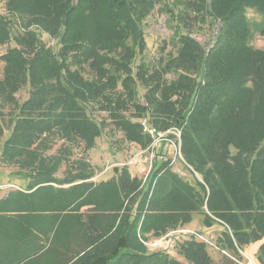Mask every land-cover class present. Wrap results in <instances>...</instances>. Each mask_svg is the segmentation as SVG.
I'll use <instances>...</instances> for the list:
<instances>
[{"label":"trees","instance_id":"1","mask_svg":"<svg viewBox=\"0 0 264 264\" xmlns=\"http://www.w3.org/2000/svg\"><path fill=\"white\" fill-rule=\"evenodd\" d=\"M22 3L42 13L32 21L55 38L56 52L36 33L13 34L14 18L0 16V45L15 43L0 56V118L12 113L0 162L26 174L24 187L0 199V264H212L206 243L194 238L177 250L184 261L140 252L145 233L188 224L194 214L204 227L220 228L217 248L241 259L245 246L264 237V50L250 45L246 15L249 8L260 17L256 31L264 36V0H184L182 11L170 0L6 5ZM160 4L174 24L162 47L175 55L133 67L146 50L142 22ZM201 24L214 28L210 45L191 36ZM25 87L19 103L14 96ZM94 108L141 150L159 133L179 132L184 162L201 181L193 186L160 161L142 187L125 166L91 182L84 159L57 178L71 153L46 151L55 140L92 149L105 125L89 116ZM258 261L264 264V243Z\"/></svg>","mask_w":264,"mask_h":264},{"label":"rangeland","instance_id":"2","mask_svg":"<svg viewBox=\"0 0 264 264\" xmlns=\"http://www.w3.org/2000/svg\"><path fill=\"white\" fill-rule=\"evenodd\" d=\"M7 1L8 0H0V16L6 19L14 18L10 25L13 34L36 33L39 36V42L56 52L55 38L50 36L49 33L42 29L37 23L32 21L35 18H42L43 16L42 13L37 11V6L34 4L31 6L29 3H22L16 8H11L9 10L6 5ZM170 1L174 2V10H183L184 0ZM246 12L247 18L251 23L250 45L255 49L264 50V36H260L256 31L258 23L260 22V17L252 9L248 8ZM173 25V23L168 21V15L162 10V5H157L150 15L142 22L146 50L141 57H136L133 67L138 64L139 59L156 65L160 60L167 59L169 55H175L170 45L166 48L162 47V42H168L169 38H171ZM194 28L191 36L198 39L201 44L205 43V45H210L213 41V37H216V35L214 36V28L207 24H201L198 28L197 26ZM181 31L184 30L181 29ZM12 47H15L13 41L0 45V56ZM2 71L3 62L0 60V79L2 78ZM83 76L84 78H88V74L86 73H84ZM165 78L170 80L172 76L167 75ZM14 97L19 103H22L28 97V88H22ZM138 100L140 103H143L140 94ZM8 111L5 110L3 113L4 115L0 118V124L3 130V134H0V146L8 136L11 127L10 118L12 113H8ZM11 111L14 113L13 109ZM132 112V110H129L125 112V115L131 120H134V118L131 117ZM89 116L98 124L101 121L105 124L101 135L95 140V145L92 149L88 152H83L82 143L75 142L68 145L61 140H55L50 150L46 151L45 155H56L60 149L66 147L71 153L67 159L68 163H62L55 174L57 178H63L68 174L69 170H74L72 162L81 163V160L84 159L90 165L94 173V176L88 180L91 182H95L97 177L101 174L104 175L99 179L100 181L108 180L113 176L114 167L120 168V166H125L131 177H136L141 181V185L139 184V186L142 187V183L146 180L145 177L152 168V165L160 161L167 162L172 172L179 175V177L191 183L193 186L195 185L194 178L201 181V177L198 174L191 173L190 168L186 166L182 154L180 153V133L179 137L172 132L166 133L165 135L161 134L160 143L163 144L162 146H158L159 143L156 145L152 144L149 150H141L135 144L124 140L121 132L115 130L109 123L105 112L100 111L98 108H94L89 112ZM169 134L173 136L172 139L168 137ZM138 151L144 152L142 158H140L136 164L132 163L134 162L133 156L137 155L139 153ZM18 170L15 164L6 165L0 162V199L5 197L8 191L25 186L26 174ZM137 190L139 189L137 188ZM81 210H84V208H81L80 211ZM192 218L194 220L190 221L188 224L176 226L171 230L168 229L159 235H154L153 231L145 233L140 238V244L142 246V251L140 252H143L145 255L163 252L177 260L184 261L182 255H180L177 250L180 249L184 241L194 238L196 241L206 243L207 252L212 260V264H240L242 262V258L236 257L231 252L225 250L221 251L217 248V245H215L216 239L220 233V228L218 229V227L213 225L214 229L210 232L205 231L207 228L202 225V216L194 214Z\"/></svg>","mask_w":264,"mask_h":264},{"label":"crops","instance_id":"3","mask_svg":"<svg viewBox=\"0 0 264 264\" xmlns=\"http://www.w3.org/2000/svg\"><path fill=\"white\" fill-rule=\"evenodd\" d=\"M194 220V219H193ZM214 229L212 228H207L205 231H211ZM264 243V237L257 242L251 243L248 246H245L242 251H240L241 255V261L239 262L240 264H261L258 261V255H259V247ZM215 247V246H214ZM222 251V250H221ZM223 253V252H222ZM226 254V253H224ZM246 262V263H245ZM237 263V262H236Z\"/></svg>","mask_w":264,"mask_h":264},{"label":"built area","instance_id":"4","mask_svg":"<svg viewBox=\"0 0 264 264\" xmlns=\"http://www.w3.org/2000/svg\"><path fill=\"white\" fill-rule=\"evenodd\" d=\"M143 125H144V123H143ZM144 130L147 131L150 135L153 134L152 130L147 129L146 127L144 128ZM170 132L174 133L177 137H179V132L169 130V131H166L165 133H159V134L157 135L156 139H154V141H153L152 144H154V145L158 144V143L161 141V139H160V135H161V134H162V135H165L166 133H170ZM152 144H151L150 147H152ZM150 147H149L147 150H149ZM143 153H144V152H139L137 155H134V156H133V160H134V162H132V163H135V164H136V163L138 162V160H140V158H142V154H143Z\"/></svg>","mask_w":264,"mask_h":264}]
</instances>
